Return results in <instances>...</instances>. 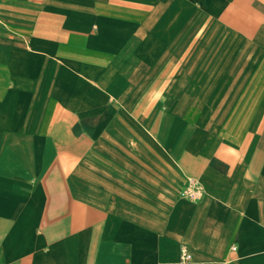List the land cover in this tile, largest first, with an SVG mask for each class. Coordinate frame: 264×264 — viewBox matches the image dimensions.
<instances>
[{
    "label": "crops",
    "instance_id": "obj_1",
    "mask_svg": "<svg viewBox=\"0 0 264 264\" xmlns=\"http://www.w3.org/2000/svg\"><path fill=\"white\" fill-rule=\"evenodd\" d=\"M0 264H264V0H0Z\"/></svg>",
    "mask_w": 264,
    "mask_h": 264
},
{
    "label": "built area",
    "instance_id": "obj_2",
    "mask_svg": "<svg viewBox=\"0 0 264 264\" xmlns=\"http://www.w3.org/2000/svg\"><path fill=\"white\" fill-rule=\"evenodd\" d=\"M203 194V189L198 180L190 179L189 184L186 186V188L182 191V195L197 200L199 199ZM183 257L184 259H189L190 255L187 251V249H183Z\"/></svg>",
    "mask_w": 264,
    "mask_h": 264
}]
</instances>
